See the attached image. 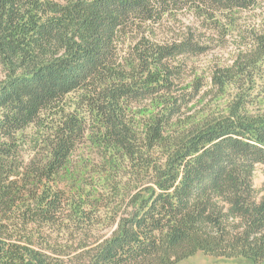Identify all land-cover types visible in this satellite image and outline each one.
<instances>
[{
	"label": "trees",
	"instance_id": "obj_1",
	"mask_svg": "<svg viewBox=\"0 0 264 264\" xmlns=\"http://www.w3.org/2000/svg\"><path fill=\"white\" fill-rule=\"evenodd\" d=\"M263 3L0 0V264L263 262L264 24L213 72L224 109L185 118L179 86Z\"/></svg>",
	"mask_w": 264,
	"mask_h": 264
},
{
	"label": "rangeland",
	"instance_id": "obj_2",
	"mask_svg": "<svg viewBox=\"0 0 264 264\" xmlns=\"http://www.w3.org/2000/svg\"><path fill=\"white\" fill-rule=\"evenodd\" d=\"M262 9L258 11H250L243 14V19L240 21L241 25L237 29L225 34H218L214 32H208L207 38L213 41L211 49L207 54L200 57L193 58L187 63L181 64L182 73L180 79V88L185 89L186 94L198 85V81H201V91L195 101L185 109V118L196 116L197 114L204 113L205 111H219L224 109L231 97L229 94H219L212 88L211 78L214 70L217 67H228L233 64L240 53L247 51L251 44L252 29L261 28L264 24V3L261 6ZM184 21L188 24L191 19L188 16L184 17ZM5 76L3 67L0 65V80ZM195 85L193 87L186 86ZM182 93V92H179ZM196 103V104H195ZM195 104V106H193ZM36 129L31 127L27 130L29 136H35ZM93 152L86 146H82L78 151V157L92 159ZM77 157V155H76ZM75 157V162L77 158ZM82 158V159H83ZM74 165V164H73ZM86 165V163H85ZM77 166V165H75ZM91 174L86 173L88 179ZM264 184V165H259L255 172L254 185L259 192L258 198H261V193ZM93 236L97 237L99 234L95 233ZM78 237L77 231L70 235L64 232H55L52 238L59 240L62 245L78 244L76 241ZM76 244L74 246H76ZM176 264H264L263 262L255 263L252 260L246 258H216L199 252L198 254L182 260Z\"/></svg>",
	"mask_w": 264,
	"mask_h": 264
}]
</instances>
